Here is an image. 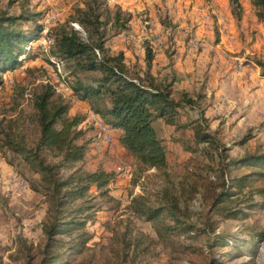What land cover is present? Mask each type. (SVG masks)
<instances>
[{"label": "rangeland", "instance_id": "1", "mask_svg": "<svg viewBox=\"0 0 264 264\" xmlns=\"http://www.w3.org/2000/svg\"><path fill=\"white\" fill-rule=\"evenodd\" d=\"M85 1L0 0V10L19 13L28 8L44 16L40 20L43 30L38 42H33V49L29 46L27 49L31 59L5 73L4 84L0 85V264H40L45 255L47 237L43 224L49 220V204L41 187V175L11 149L7 137L35 146L40 135L35 97L47 84L56 91V100L71 105L69 117L85 118L79 128L88 129L79 142L92 143L85 159L75 166L90 171L103 168L115 172L117 177L110 184L107 196H101L93 188L86 199L66 207L64 213L67 214V210L74 211L83 205L81 212L73 213L86 224L82 229L59 236L64 250L62 264H264V209L247 207L252 190L249 187L234 189L237 193L229 200L213 206L220 189L214 190L210 182L217 179V174L208 158L185 148L183 141L192 135L191 129L183 127L188 120L186 115L180 116L176 125L162 120L155 123L159 137L164 140L168 165L147 169L117 142L107 144V133L95 125L94 118L106 131L113 133V130L93 113L88 102L74 96L63 64L50 63L51 43L44 36L58 19H67L77 7H83ZM106 1L108 9L102 19L110 20L106 25L105 46L113 54L123 51L127 65L140 77L148 69L147 40L156 53L166 43L164 36L156 31V22L165 27L176 26L184 20L193 29L199 27L196 23L199 15L185 7V0H136L137 3L126 0L121 4ZM204 1L219 9L214 0ZM241 2L245 7L242 18L227 22L236 37L234 44H220V52L217 26L213 34L203 35L202 40L194 31L180 28L188 49L196 54L200 50L205 52L202 55L205 58L195 64L194 77L181 79L183 69L179 67L174 68L179 78H173V68L169 76H159L171 84L177 98L181 91L194 96L204 94L199 110L205 114L209 130L229 148L230 157L248 151H264V108L250 110V104L242 105L246 104L244 94L255 95L263 87L260 84L262 68L257 61H264V20L258 17L252 0ZM117 8L124 18H130L129 23L143 25L140 36L134 26L115 33ZM51 13L54 20L46 24ZM72 25L84 32L78 23ZM235 37L227 36L226 40L233 42ZM175 56L181 57V54L176 51ZM52 59L56 61L55 57ZM240 59L244 64L237 66ZM185 60L184 56L180 61ZM176 64L171 61L172 67ZM181 65L184 67L185 63ZM214 69L227 70L218 85L215 78L211 79L215 74L210 75V71ZM246 135L251 136L250 139L240 145L238 142ZM48 160L57 159L49 156ZM251 170L241 167L231 173L242 176ZM260 186H264L263 181L252 184V188ZM135 196L151 206L161 205L167 196V204H177L181 218L194 229L190 232L167 229L169 224H174L170 216L156 222L141 218L132 207ZM253 199L257 202L260 197L254 195ZM240 208L247 213H232ZM217 237L225 238L226 243L216 245ZM84 238H89L87 243H81Z\"/></svg>", "mask_w": 264, "mask_h": 264}, {"label": "trees", "instance_id": "2", "mask_svg": "<svg viewBox=\"0 0 264 264\" xmlns=\"http://www.w3.org/2000/svg\"><path fill=\"white\" fill-rule=\"evenodd\" d=\"M106 4V0L85 1L84 6L77 7L67 19H58L44 36L51 43L50 55L56 58L54 61L50 56V63L55 66L63 64L74 96L88 102L91 110L113 130L115 142H119L147 169L166 168L168 165L164 140L159 137L155 123L162 120L176 125L179 117L186 115L188 120L183 127L191 129L192 135L183 141L185 148L208 158L209 165H213L211 168L217 174V179L210 182L214 190L220 189L213 206L229 200L237 193L234 189L249 187L252 190L247 207L264 209V186L252 188L256 181L264 182V151H248L241 156L230 157L229 148L209 130V122L199 110L204 94L194 96L181 91L177 98L170 83L157 81L151 74L156 52L148 40L145 44L148 69L144 76L133 73L123 51L111 53L105 46L106 25L110 19H102L108 9ZM252 4L257 8L258 17L264 20V0H252ZM230 7L233 17L239 21L244 12L241 0H230ZM115 12V33H119L128 27L130 18H124L120 8ZM42 16L28 8L21 9L19 13L0 10V85L4 84L5 73L31 59L27 49L28 46L33 49V42H38L41 36ZM72 23H78L84 32ZM257 63L264 76V61ZM55 93L54 88L47 84L42 92L36 94L34 104L38 111L40 135L35 146L7 137L11 149L21 154L41 175V187L49 204V220L43 224L47 244L40 264H62L64 250L59 236L82 229L86 224L73 213L76 210L81 212L83 205L74 211L67 210V214L64 213L66 207L86 199L93 188L101 196H107L110 184L117 179L113 171L103 168L90 171L75 166L85 159L92 141L79 142L88 129L79 128L85 118L69 117L71 105L56 100ZM116 132H120L118 137ZM250 137L246 135L238 143L244 145ZM49 156L57 160H48ZM241 167L252 170L242 176L231 173V170ZM66 170L69 172L64 174ZM252 195L259 196L260 200L255 202ZM132 201L135 213L145 220L156 222L170 216L174 224H169L167 229L183 232L194 229L181 218L177 204H167V196L159 206L148 205L136 196ZM232 213L246 214L247 211L240 208ZM88 240L84 238L81 243ZM215 242L221 245L226 240Z\"/></svg>", "mask_w": 264, "mask_h": 264}, {"label": "crops", "instance_id": "3", "mask_svg": "<svg viewBox=\"0 0 264 264\" xmlns=\"http://www.w3.org/2000/svg\"><path fill=\"white\" fill-rule=\"evenodd\" d=\"M115 1L118 2L119 4L126 3V0H115ZM130 1H131V3H137L136 0H130ZM179 1H181V0H179ZM222 1H224V2L221 3V2H219V0H214L215 4L218 5L219 9H215L213 4L210 5V3L205 2L204 0H185V1H183L184 4L186 5L185 7H187V8L190 7L192 9L191 12L193 14L195 13V14L199 15V17L196 18V23L198 24L199 27H197L196 29H193V28H191V26H188L187 24H185V22H183L184 20L179 21L176 26L174 25V26H165V27L162 26L160 23L155 21L156 27H157L156 31L161 33L164 36V38L166 39V43H165L164 47L155 54L153 65H152L151 70H150L151 74H153V76L155 78H157V81L161 80L159 78L160 75L169 76L168 73H170L172 68L174 70V71L172 70L173 78H177V77L179 78V76H177L175 74L176 72H175L174 68H176V67H179V69H183L182 74H180L181 79H183L182 77L187 79V76L194 77L196 75V72L194 71L196 68L195 64L200 59L205 58L202 56L203 54H205V52H202L200 50L196 54V53H193L192 51H190L188 49V47L186 45V41L184 39L185 35L180 32V28H184V29L191 31V32L194 31L202 40L203 35L213 34V31H214V29L216 30L215 27L217 26L218 31L220 33V42L217 44V47L220 48L221 47L220 44L232 45L235 43L236 37H235L231 27H230L231 25L229 23H227L229 21L235 20V18L232 15V12H231L230 0H222ZM243 6H244V4H243ZM244 9H245V7H244ZM217 14L220 15V18L217 17ZM128 26L129 27L134 26L136 28V31L139 33V36L141 33H143V29L141 28V27H143V25H141V23L135 25V24L130 22L128 24ZM231 34L235 37V40L233 42H228L226 40L227 36L231 35ZM122 37H123V35H122ZM125 41H128V40H125ZM148 41L150 42V40H148ZM176 42H178L177 45L175 44ZM202 46H203V43H202ZM203 49H205V48L202 47V50ZM134 50H136V48ZM143 51L145 52V49H143ZM176 51L181 54V57L175 56ZM204 51H206V50H204ZM220 52H221V48H220ZM184 56L186 58V60L183 62V63H185V66H184L185 68L181 67L182 66L181 64H183V63L180 61V60H182V58ZM170 59L173 62L175 61V63H177V64L172 67ZM126 63H129V62H126ZM209 66H213V65L209 64ZM224 68H226V66H224ZM258 70H259V68H258ZM225 72L227 73V70ZM225 72H221V71H218L215 69L211 70L210 75H211V73L215 74L214 77L211 76V79L215 78V81H216L215 83L218 85L219 80L223 81L222 77H224ZM141 75L144 76L143 73ZM237 81H238V79H237ZM260 84L263 86L262 88L258 89V90H261L260 92H257L255 95L251 94L248 97L246 96V94H244V97H245L244 103H246V104H242V105L248 106V104H250V110H252V109L254 110L257 107L264 108V76L263 75L260 77ZM230 96H232V95H230ZM232 98H235V97L232 96ZM240 100L242 101L243 99H240ZM119 134H120V132H116L117 137ZM117 143L120 144L119 142H117Z\"/></svg>", "mask_w": 264, "mask_h": 264}, {"label": "built area", "instance_id": "4", "mask_svg": "<svg viewBox=\"0 0 264 264\" xmlns=\"http://www.w3.org/2000/svg\"><path fill=\"white\" fill-rule=\"evenodd\" d=\"M54 17H55V16H54V13H51V14H50V21H45V23L47 24V23L52 22V21L54 20ZM228 36H231L232 39H233V36H232V35H228ZM240 64H244V60H243V59H240L239 62H238L236 65L239 66ZM94 120H95V125H96L98 128H100L102 131H105V132L107 133V144H112V143H114V142H115V134L112 133V132H110V131H106V130L103 128V126H102V124H101V122H100L99 120H97L96 118H94Z\"/></svg>", "mask_w": 264, "mask_h": 264}, {"label": "bare ground", "instance_id": "5", "mask_svg": "<svg viewBox=\"0 0 264 264\" xmlns=\"http://www.w3.org/2000/svg\"><path fill=\"white\" fill-rule=\"evenodd\" d=\"M197 38V37H196Z\"/></svg>", "mask_w": 264, "mask_h": 264}]
</instances>
